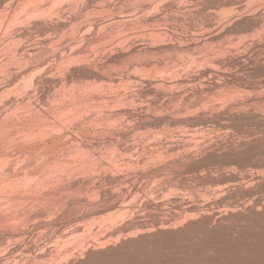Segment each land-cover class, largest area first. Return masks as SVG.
I'll list each match as a JSON object with an SVG mask.
<instances>
[{
    "label": "bare ground",
    "instance_id": "bare-ground-1",
    "mask_svg": "<svg viewBox=\"0 0 264 264\" xmlns=\"http://www.w3.org/2000/svg\"><path fill=\"white\" fill-rule=\"evenodd\" d=\"M158 261L264 264V0H0V264Z\"/></svg>",
    "mask_w": 264,
    "mask_h": 264
},
{
    "label": "rangeland",
    "instance_id": "rangeland-1",
    "mask_svg": "<svg viewBox=\"0 0 264 264\" xmlns=\"http://www.w3.org/2000/svg\"><path fill=\"white\" fill-rule=\"evenodd\" d=\"M161 262H162V263H161ZM157 263L163 264V263H164V261H160V262L158 261ZM174 264H175V263H174Z\"/></svg>",
    "mask_w": 264,
    "mask_h": 264
}]
</instances>
